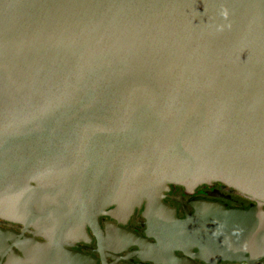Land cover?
<instances>
[{
  "label": "water",
  "instance_id": "obj_1",
  "mask_svg": "<svg viewBox=\"0 0 264 264\" xmlns=\"http://www.w3.org/2000/svg\"><path fill=\"white\" fill-rule=\"evenodd\" d=\"M19 175L44 226L169 229L170 185L221 182L264 237V0H0V190Z\"/></svg>",
  "mask_w": 264,
  "mask_h": 264
},
{
  "label": "flooded vegetation",
  "instance_id": "obj_2",
  "mask_svg": "<svg viewBox=\"0 0 264 264\" xmlns=\"http://www.w3.org/2000/svg\"><path fill=\"white\" fill-rule=\"evenodd\" d=\"M9 179L15 183L6 181L8 189L0 190L8 203L0 202V264H264L260 215L246 222L236 214L258 203L224 183L202 184L190 192L170 185L162 199L178 223L171 222L169 229L154 222L144 205L119 219L111 215L114 205L106 207L91 225L80 228L47 220L44 226L38 220L44 208L26 194L35 195V182L25 183L23 192L16 187H23L26 176ZM214 206L218 211L207 210ZM189 215L194 218L191 236L182 223ZM169 232L176 236H166ZM224 233L228 237H221Z\"/></svg>",
  "mask_w": 264,
  "mask_h": 264
}]
</instances>
